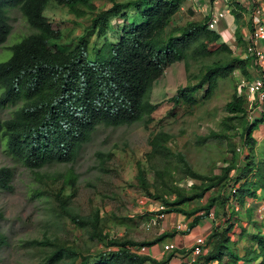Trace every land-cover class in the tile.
<instances>
[{"label":"trees","instance_id":"trees-1","mask_svg":"<svg viewBox=\"0 0 264 264\" xmlns=\"http://www.w3.org/2000/svg\"><path fill=\"white\" fill-rule=\"evenodd\" d=\"M93 1L0 0V46L13 28L10 9L18 10L31 28L20 41L8 46L11 55L0 62V107L12 108L9 117H0V141L14 159L23 162L38 177H42L39 169L44 166L74 163L100 126L140 123L147 127L157 108L151 101L154 84L175 63L184 64L186 84L177 89L170 101L174 109L182 107L189 114L212 99L227 79H233L235 70L241 80L251 78L247 70L249 59L235 54L226 42H219L220 32L208 28V15L185 23L174 22V15L186 0H105L110 6L100 10ZM50 3L64 6L80 18L93 14L85 31L95 32L97 39L91 43L81 36L74 47L63 49L58 41L61 31L52 27L44 12ZM235 4L239 10L230 9L236 23L235 40L237 46H244L245 50L242 12L249 13L247 24L251 30L250 13L257 3L251 0L248 9ZM129 10L135 14L130 15ZM119 16L124 19L122 32L118 39L110 40L106 37L109 21ZM225 109L239 122L242 146L236 150L230 143V157H223L225 165L219 173L199 172L179 154L175 169L183 178L191 179L189 186H180L177 180L166 182V174L174 176L165 166L155 168L160 182L154 184L147 180L139 164L138 180L148 197L166 206L164 212H179L184 218L193 215L185 232L198 226L209 213L215 215L217 220L213 219L206 236L208 252L191 264H201L200 259L205 263L215 260L217 264H264V233L260 230L254 234L241 226L238 240H249V244L242 247L239 254L234 227L242 216L231 206L232 200L237 199L243 207L247 197H255L258 191L264 194V156L256 160L254 155L258 141L253 131L259 122L258 119L248 120L247 99L237 92V84ZM170 114L175 115L173 111ZM260 119L264 121V116ZM172 137L162 130L152 134L148 156L155 159L170 154L168 143ZM97 154L104 158L102 151ZM233 170L235 175H231ZM60 175H47L60 185L59 190H55L57 186L53 190L54 199H49L48 192L38 188L31 195L45 202L43 235L26 242L39 252L41 260L36 264L169 262L171 258L157 260L149 254L133 251L132 247L153 246L157 241L173 237L175 232H164L149 241L111 237L106 218L98 208L82 214L72 205L77 175L70 169ZM12 178V168L1 166L0 189H10ZM65 186H70L71 192L60 194ZM212 189L215 192L207 194ZM206 194L202 205L190 210L185 208L187 202L200 200ZM170 196L174 198L168 199ZM198 211L201 213L196 214ZM246 211L251 216L253 209L247 207ZM3 218L0 210V221ZM64 218L88 240L104 242V249L92 253L90 247L62 239L57 229ZM5 243L6 235L0 230V248Z\"/></svg>","mask_w":264,"mask_h":264},{"label":"rangeland","instance_id":"rangeland-1","mask_svg":"<svg viewBox=\"0 0 264 264\" xmlns=\"http://www.w3.org/2000/svg\"><path fill=\"white\" fill-rule=\"evenodd\" d=\"M235 2L234 0L224 4L225 9L230 11L236 5ZM93 3L97 6V10L110 6V3L105 0H94ZM195 6L191 2L185 1L182 8L174 15V22L185 23L192 19H202L204 13L201 10H195ZM14 9H10V11L13 10L10 13L12 32L5 43L0 46V62L5 61L11 55V49L8 46L17 43L23 35L31 31L22 14ZM44 12L52 27L61 31V38L58 41L63 49L74 47L81 36L91 43L97 39L95 32L85 31V26L88 25L93 14L90 16L87 14L80 18L75 13L68 12L66 7L54 3L48 4ZM129 14L134 15L135 13L129 10ZM123 22L122 16L111 18L110 27L106 30V37L110 40L118 39L122 32ZM235 24H231L232 27L228 33H221L219 42L229 44L235 54H242L244 46L236 47ZM240 80L238 71L235 70L233 79H227L212 99L189 114L182 107L174 109L173 103L170 101L177 89L186 84L184 64L182 62L175 63L165 70L154 84L151 101L157 104V108L147 127L140 123L119 127L100 126L74 163H55L44 166L39 169L43 178L38 177L37 173L30 170L20 160L14 159L4 147L3 142L0 141V167L9 166L13 170L11 188L0 189V210L4 213V218L0 221V230L6 235V243L0 248V264H36L41 260L38 250L26 245V242L43 235L46 226L43 223L45 202L41 198H34L31 195L38 188L47 191L49 199H54L51 196L53 190L56 186L55 190H59L60 185L58 186L59 182H53L47 175L59 176L60 173L68 169L77 175V191L72 196V205L78 212L85 214L91 209L98 208L100 214L106 218V228L111 237L124 236L136 241H149L164 232H175L173 237L157 241L156 246L150 249L149 255L157 260L171 258L172 261L170 259L166 264H169L170 261L186 264L187 249L192 244L194 236L199 232L207 233L206 230L212 227L213 219L215 221L217 219L215 215L205 218L199 224L205 226V229L195 226L185 232L186 230H177L175 225L191 220L193 215L183 219L182 214L171 211L166 214V218L160 224L146 229L142 223L147 221L150 215L141 216L139 211L142 209L138 206V199L148 195L139 183L138 165H142L147 180L154 184L160 182V177L155 174V168L165 166L174 176L172 178L171 175L166 174V182L177 180L176 182L180 186H189L191 179L183 178L181 172L175 169L179 164V154H182L199 172L204 174L219 173L221 167L225 165L223 157H230V143L236 147V150L242 146L239 122L237 119L231 118L233 115L225 109L226 102L232 97L235 84H237V92L246 96L243 91L239 92ZM249 108L250 103L247 100V110ZM11 109L7 106L0 107V117H9ZM170 111H173L175 115H171ZM261 117L258 118L257 129L253 131V135L258 138V143L254 147L256 160L264 156V121H261ZM160 130L173 135L168 143L171 151L167 156H159L154 159L148 156L151 149L149 139L152 134ZM201 138H205V140L203 141ZM98 151L104 153L103 159L97 154ZM162 160L164 162H160ZM235 173L236 171L233 170L231 175H235ZM70 192V186H65L60 194L67 195ZM212 192H215V189L207 194ZM207 194L200 200L187 202L184 205L185 208L190 210L197 205H202ZM173 198L174 196L168 197L170 200ZM245 201L243 207L238 204L237 199L231 202L232 208L238 210L242 216L241 221L234 227V237L237 240L241 226L247 225L249 231L257 234L258 229H261V222L264 221V214L259 211V209L264 210L262 209L264 205H253L252 197H247ZM247 207L253 209L251 216L246 211ZM200 213L198 211L196 214ZM62 222L59 223L57 229L62 239H68L82 247H90L92 253H97L106 246L104 242L88 240L80 230L73 227L67 218H64ZM165 243H172L176 247L162 253L161 246ZM248 244L249 240H238L237 247L240 249ZM200 262H202L201 264H217L215 260L205 263L200 259Z\"/></svg>","mask_w":264,"mask_h":264},{"label":"built area","instance_id":"built-area-1","mask_svg":"<svg viewBox=\"0 0 264 264\" xmlns=\"http://www.w3.org/2000/svg\"><path fill=\"white\" fill-rule=\"evenodd\" d=\"M193 3L195 10H201L204 15H208V28L216 30L219 22L226 18L229 10L225 9L224 4H228V0H186ZM231 1V0H230ZM257 1V0H256ZM246 5H249L250 0H241ZM212 5V9H210ZM209 7V9H208ZM253 28L250 30L247 39L245 40V50L241 57L249 59L247 70L251 75L250 79H242L239 84V92L246 94L247 100L250 103V108L247 112L249 121H253L261 117L264 113V7L262 4H257L253 9ZM241 94V93H239ZM262 118V117H261ZM240 149V147H238ZM234 192V189L232 190ZM149 204V205H148ZM138 206L142 217L150 215L147 221L142 225L148 229L151 226L160 224L166 218L167 212H164L165 205L156 199L145 196L138 199ZM149 206H151L149 208ZM263 209V208H262ZM260 212L263 210L259 209ZM213 212L209 213L208 217H213ZM184 219V217H183ZM188 220L184 223L175 225L177 230H187ZM207 233L202 232L194 236L193 242L187 249L185 257L186 264H191L200 256L208 252L209 246L206 242ZM176 246L172 243H165L161 246V252L171 251ZM151 247L139 246L132 250L141 254H149Z\"/></svg>","mask_w":264,"mask_h":264},{"label":"crops","instance_id":"crops-1","mask_svg":"<svg viewBox=\"0 0 264 264\" xmlns=\"http://www.w3.org/2000/svg\"><path fill=\"white\" fill-rule=\"evenodd\" d=\"M232 1H234V0H231V2ZM236 2H237V4L239 3L240 4V6L241 7H243V8H245V9H248L249 7H251V0H250V3H249V5H246V4H244L243 2H241V0H235ZM239 1V2H238ZM227 2H229L230 3V0H228ZM262 4V6L264 7V0H255V4ZM233 8H235L236 10H239V6L238 5H235V6H233ZM210 9H212V5H210ZM251 17H252V22H253V19H254V17H253V10L251 11ZM242 17H241V22L243 23V26H242V28H241V34H242V36H243V38L246 40L247 39V36L249 35V33H250V27H249V25L247 24V20H248V15H249V13H247L246 11H244V12H242ZM245 19V20H243V19ZM247 18V19H246ZM231 24H235V22H234V16L231 14V13H229V14H227V16H226V18L225 19H223V20H221L220 22H219V24H218V26H217V31L218 32H220V34L221 33H228L229 32V29L232 27V25ZM236 47H237V44H236ZM244 52V51H243ZM243 54V53H242ZM242 54H241V56H242ZM264 116V113H263V115H262V117ZM255 137V136H254ZM255 139H257L258 140V138L257 137H255ZM252 201H253V205H255V206H259L260 204H261V206L262 205H264V194L262 193V192H260V191H258V193H257V195L255 196V197H252ZM263 214H264V212H263ZM183 218V217H182ZM262 221V220H261ZM208 222H210V221H208ZM198 226H200V229H201V227L202 228H206L205 226H203L202 224L201 225H198ZM246 227L248 228V226L246 225ZM261 229L259 228L258 230H260L261 232H263L264 233V230H263V228H264V221L263 222H261ZM211 229H209V230H206L207 231V234H208V231H210ZM199 233H201V232H199ZM198 233V234H199ZM206 233V232H205ZM236 239V238H235ZM156 246V244L155 245H153L152 247H151V249L152 248H154ZM240 251H239V254H242V251H243V249H242V247H240V249H239ZM171 261H172V259H171ZM170 261V263L169 264H178L177 262H171Z\"/></svg>","mask_w":264,"mask_h":264},{"label":"clouds","instance_id":"clouds-1","mask_svg":"<svg viewBox=\"0 0 264 264\" xmlns=\"http://www.w3.org/2000/svg\"><path fill=\"white\" fill-rule=\"evenodd\" d=\"M15 10V9H14ZM13 11V10H12ZM12 32V29H11V31H10V33ZM10 33H9V35H10ZM9 35H8V37H9ZM264 209V208H263ZM264 212V210L261 212V213H263ZM184 217V216H183ZM148 247H152V246H148Z\"/></svg>","mask_w":264,"mask_h":264}]
</instances>
